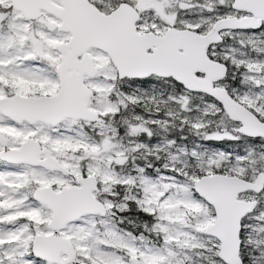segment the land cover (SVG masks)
Here are the masks:
<instances>
[{"label": "snow or ice", "instance_id": "snow-or-ice-1", "mask_svg": "<svg viewBox=\"0 0 264 264\" xmlns=\"http://www.w3.org/2000/svg\"><path fill=\"white\" fill-rule=\"evenodd\" d=\"M0 264H264V0H0Z\"/></svg>", "mask_w": 264, "mask_h": 264}]
</instances>
